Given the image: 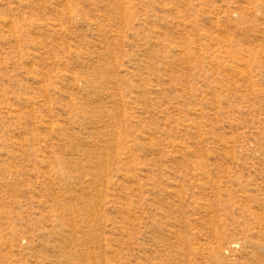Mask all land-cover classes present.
Wrapping results in <instances>:
<instances>
[{
	"label": "rangeland",
	"instance_id": "374dc122",
	"mask_svg": "<svg viewBox=\"0 0 264 264\" xmlns=\"http://www.w3.org/2000/svg\"><path fill=\"white\" fill-rule=\"evenodd\" d=\"M0 264H264V0H0Z\"/></svg>",
	"mask_w": 264,
	"mask_h": 264
},
{
	"label": "bare ground",
	"instance_id": "6f19581e",
	"mask_svg": "<svg viewBox=\"0 0 264 264\" xmlns=\"http://www.w3.org/2000/svg\"><path fill=\"white\" fill-rule=\"evenodd\" d=\"M6 21H7V20H6ZM6 21H5V22H6ZM8 22H9V21H8ZM6 23H7V22H6ZM5 25H6V24H5ZM96 28H97V27H96ZM72 82H73V81H72ZM95 105H96V104H95ZM44 173H45V172H44ZM50 180H52V179H50ZM51 184H52V183H51ZM86 216H87V215H86ZM73 228H74V227H73ZM65 230H67V229H65ZM69 232H70V231H69ZM73 236H75V235H73ZM73 236H72V237H73ZM68 238H69V237H68ZM78 250H79V249H78ZM79 253H80V252H79ZM69 258H70V257H69Z\"/></svg>",
	"mask_w": 264,
	"mask_h": 264
}]
</instances>
